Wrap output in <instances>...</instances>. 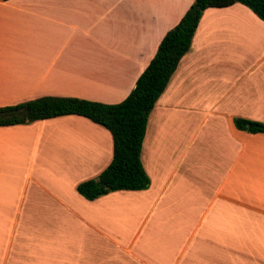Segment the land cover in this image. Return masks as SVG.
I'll use <instances>...</instances> for the list:
<instances>
[{
  "label": "crops",
  "instance_id": "0c3cea01",
  "mask_svg": "<svg viewBox=\"0 0 264 264\" xmlns=\"http://www.w3.org/2000/svg\"><path fill=\"white\" fill-rule=\"evenodd\" d=\"M193 1L0 0V106L121 102ZM256 34L241 3L203 11L148 117L147 189L76 191L113 152L85 117L0 126V264H264V134L233 123H264Z\"/></svg>",
  "mask_w": 264,
  "mask_h": 264
},
{
  "label": "trees",
  "instance_id": "16d2710c",
  "mask_svg": "<svg viewBox=\"0 0 264 264\" xmlns=\"http://www.w3.org/2000/svg\"><path fill=\"white\" fill-rule=\"evenodd\" d=\"M235 3L247 6L264 21V0H194L180 21L163 36L134 88L121 102L106 104L77 97L41 96L0 106V126L29 124L63 115L85 117L110 132L113 152L110 164L97 177L77 184L76 191L85 199L94 200L112 191L147 189L150 179L140 155L149 114L179 60L189 50L203 11ZM233 123L239 130L264 134V123L242 118H234Z\"/></svg>",
  "mask_w": 264,
  "mask_h": 264
},
{
  "label": "rangeland",
  "instance_id": "374dc122",
  "mask_svg": "<svg viewBox=\"0 0 264 264\" xmlns=\"http://www.w3.org/2000/svg\"><path fill=\"white\" fill-rule=\"evenodd\" d=\"M260 37H262V40L260 39ZM257 38V39H256ZM264 35L262 34H256L251 40H250V43H252V45H253V48H255V49H252V51L253 52H255V54H257V52L259 51V50H261L262 49V47H264ZM258 40L260 43H258V41L256 42V41ZM254 43H257V44H259V45H257V44H255L254 45ZM262 44V45H261ZM251 55V54H250ZM253 56V55H252ZM244 58H241L240 60H241V62H243L242 60H243Z\"/></svg>",
  "mask_w": 264,
  "mask_h": 264
},
{
  "label": "bare ground",
  "instance_id": "6f19581e",
  "mask_svg": "<svg viewBox=\"0 0 264 264\" xmlns=\"http://www.w3.org/2000/svg\"><path fill=\"white\" fill-rule=\"evenodd\" d=\"M256 39H257V38H256ZM260 39L262 40V37H260ZM263 39H264V38H263ZM255 41H256V40H255ZM257 41H258V40H257ZM257 41H256V42H257ZM262 41H263V40H262ZM258 43H260V42L258 41ZM255 44H257V43H254V45H255ZM257 45H259V44H257ZM261 45H262V44H261ZM255 48H256V47H255ZM255 48H254V49H255ZM256 49H257V48H256Z\"/></svg>",
  "mask_w": 264,
  "mask_h": 264
}]
</instances>
